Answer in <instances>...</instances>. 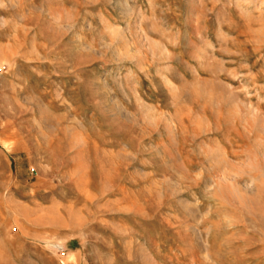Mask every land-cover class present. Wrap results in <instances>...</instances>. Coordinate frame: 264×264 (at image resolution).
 Segmentation results:
<instances>
[{
  "label": "rangeland",
  "instance_id": "374dc122",
  "mask_svg": "<svg viewBox=\"0 0 264 264\" xmlns=\"http://www.w3.org/2000/svg\"><path fill=\"white\" fill-rule=\"evenodd\" d=\"M0 264H264V0H0Z\"/></svg>",
  "mask_w": 264,
  "mask_h": 264
}]
</instances>
